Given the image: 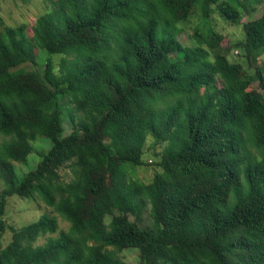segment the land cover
Returning <instances> with one entry per match:
<instances>
[{
	"label": "trees",
	"instance_id": "1",
	"mask_svg": "<svg viewBox=\"0 0 264 264\" xmlns=\"http://www.w3.org/2000/svg\"><path fill=\"white\" fill-rule=\"evenodd\" d=\"M47 1L31 34L0 14V264H128L124 249L139 264H264V8L233 42L209 21L239 24L262 0ZM37 135L51 145L17 179ZM12 195L54 213L7 223Z\"/></svg>",
	"mask_w": 264,
	"mask_h": 264
},
{
	"label": "rangeland",
	"instance_id": "2",
	"mask_svg": "<svg viewBox=\"0 0 264 264\" xmlns=\"http://www.w3.org/2000/svg\"><path fill=\"white\" fill-rule=\"evenodd\" d=\"M255 11L250 14L244 15L239 24H229L222 20L216 13L210 18V23L213 28L223 33L225 38L222 41L224 44L227 40L228 42H233L236 39H244V32L241 27V23L247 21L249 19H253L258 17L264 8V0L256 5ZM49 8V3L47 0H0V14L3 17L4 21L8 25H16L22 22L26 23L28 26V34H31L30 26L33 24L36 16L41 12L45 11ZM199 23V14L195 13L190 22L186 25L188 27H192L194 24ZM208 25H205V28ZM205 31H207L205 29ZM177 37L180 41L186 42V36L183 32H179ZM238 53H236L235 49H231L228 53V56L231 60H235L233 58H238ZM38 70L41 71L43 69V62L46 58V53L38 50ZM61 56H54L53 60L57 63ZM257 65H264V52L258 57ZM251 87L258 88V83L253 82ZM63 100H67L63 98ZM71 109L66 108L63 109V134H67L70 132V114ZM75 113V112H73ZM76 114V113H75ZM76 116V115H75ZM7 137L3 134H0V142L6 139ZM32 149L28 154L27 158L23 162H15V172L17 174V179H21L23 174L30 169H33L37 162L40 160L41 155L45 153L51 142L48 138L43 135H37L35 139L31 141ZM145 152L143 153L142 158L144 161L148 162V165L137 166L135 170V176L140 178L141 180L147 181L152 176L155 166L153 165V157L152 150L150 145V139L148 138L145 144ZM156 150L161 149L160 146H156ZM60 173L63 181H68L72 179L75 175L74 168L70 166V161L66 163L65 166L60 168ZM3 185L0 182V189ZM43 212H48L53 214L52 208L50 206L45 205L42 201H32L29 199H23L18 196L12 195L7 198L6 211L4 215V219L7 223L13 224L17 227L29 223L35 220L38 215ZM59 228H67L68 222L62 219L55 213ZM151 219L148 216V212H145L143 215L142 225L150 224ZM10 239V233L8 230L4 233L2 237V243L6 244ZM44 241V237L40 236L36 240L35 244H41ZM121 257L128 264H139L138 258V250L137 249H124L122 251Z\"/></svg>",
	"mask_w": 264,
	"mask_h": 264
}]
</instances>
